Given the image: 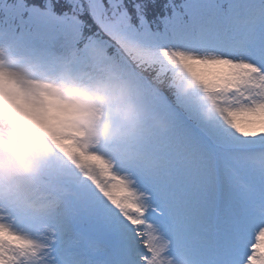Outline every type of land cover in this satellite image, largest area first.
<instances>
[{"label": "snow or ice", "instance_id": "1", "mask_svg": "<svg viewBox=\"0 0 264 264\" xmlns=\"http://www.w3.org/2000/svg\"><path fill=\"white\" fill-rule=\"evenodd\" d=\"M96 2L141 32L117 40L133 70L193 105L131 143L33 123L38 173L0 188V264H264V0ZM61 103L0 61L14 127Z\"/></svg>", "mask_w": 264, "mask_h": 264}, {"label": "clouds", "instance_id": "2", "mask_svg": "<svg viewBox=\"0 0 264 264\" xmlns=\"http://www.w3.org/2000/svg\"><path fill=\"white\" fill-rule=\"evenodd\" d=\"M89 54L100 65L101 74L87 83L71 74H65L59 83H53L17 70L26 80L48 83L59 89L62 103L53 112L21 110L14 118L16 127L7 110L0 111V188L38 173L33 140L25 134V131H31L39 135L33 123L46 126L70 122L100 145L131 143L167 133L172 128L173 121L168 114L151 103L130 78L104 66L96 49H90ZM164 83L173 90L182 91L179 80L175 84L171 80Z\"/></svg>", "mask_w": 264, "mask_h": 264}, {"label": "rangeland", "instance_id": "3", "mask_svg": "<svg viewBox=\"0 0 264 264\" xmlns=\"http://www.w3.org/2000/svg\"><path fill=\"white\" fill-rule=\"evenodd\" d=\"M67 1L74 6L75 12L59 16L52 9V0L46 1L44 9L28 6L24 0H0V61L12 67L17 62L15 57L26 56L25 63L34 73L42 76L40 79H44L43 76L54 77L50 82L59 83L65 74H71L87 83L101 74L100 65L89 54L90 49H96L101 54L104 66L130 78L144 91L149 101L173 121L178 104L169 100L147 76L133 70L117 43L118 39L124 38L142 40L135 23L130 22V27L117 29L112 26L110 17L102 16L96 0ZM85 9L107 38L94 35L80 48L78 43L84 27L81 15ZM108 11L111 12V8ZM31 61L37 64L43 62L45 69L32 66ZM34 73L30 77L37 79ZM176 94L181 107L186 109L193 105L182 91L176 90Z\"/></svg>", "mask_w": 264, "mask_h": 264}, {"label": "trees", "instance_id": "4", "mask_svg": "<svg viewBox=\"0 0 264 264\" xmlns=\"http://www.w3.org/2000/svg\"><path fill=\"white\" fill-rule=\"evenodd\" d=\"M25 3L29 5H34L40 8H45L47 6L46 1L47 0H24ZM53 2V10L56 14L59 16H63L66 13H69L72 11L75 12L74 6L67 0H52ZM132 0H124V6L125 7H131ZM81 20L83 23V32L82 37L78 43V47H83V44L90 39L94 35H101L102 37L105 36V34H101V28L100 26L95 22L94 18L91 16L90 12L88 10H84L81 15ZM103 33V31H102ZM107 38V36H105ZM153 84L161 91L163 92L169 100H171L173 103L178 104L179 108H183L178 103V95L176 94V90H173L171 86H168L166 83H158L156 80L152 79L151 77H148Z\"/></svg>", "mask_w": 264, "mask_h": 264}, {"label": "bare ground", "instance_id": "5", "mask_svg": "<svg viewBox=\"0 0 264 264\" xmlns=\"http://www.w3.org/2000/svg\"><path fill=\"white\" fill-rule=\"evenodd\" d=\"M15 60L17 61L16 63H14L13 65H12V67L11 68H13V69H16V70H21V71H23L25 74H27V75H29V76H31L33 73H34V70H32V68L29 66V65H27L26 63H25V60H27L26 59V56L24 57V56H17V57H15ZM32 66H39V67H42L43 69H45V66L46 65H44V63L43 62H40L39 64H37L35 61H31V63H30ZM41 65V66H40ZM36 73V72H35ZM34 73V74H35ZM37 75V76H36ZM35 76L37 77V79H40L41 77H40V75L38 74V73H36L35 74ZM43 78H44V80H49V81H51V80H53L54 79V77L52 78H49V77H47V78H45L44 76H43ZM36 79V78H35Z\"/></svg>", "mask_w": 264, "mask_h": 264}]
</instances>
